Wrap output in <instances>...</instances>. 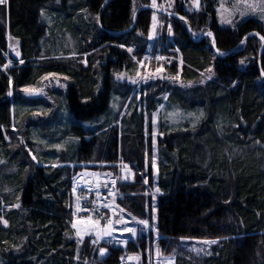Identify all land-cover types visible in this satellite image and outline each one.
<instances>
[{"label": "trees", "instance_id": "16d2710c", "mask_svg": "<svg viewBox=\"0 0 264 264\" xmlns=\"http://www.w3.org/2000/svg\"><path fill=\"white\" fill-rule=\"evenodd\" d=\"M214 1L207 0L206 11L179 9L191 32L186 21L170 17L176 36L167 45L180 56L171 75L196 81L213 68L214 77L187 89L167 84V97L145 107L129 101L135 84L128 78L140 71L134 57L148 52L154 11H139L132 27L135 0L0 3V153L11 168L0 174L5 264H77L78 244L69 236L74 179L82 164L119 158L135 171V181L118 186L124 196L117 204L154 225L164 257L175 264H264V160L242 151L255 143L264 150V23L250 17L223 27ZM207 31L221 54L210 36L200 37ZM10 41L19 44L22 63L7 58ZM51 74L68 78L52 99L9 96ZM154 113L155 184L144 156ZM147 154L151 161L152 151ZM134 228L137 237L124 246L117 240L126 234L117 229L116 241L101 242L107 251L98 264H120L124 254H141L149 263L156 234L140 232L138 223ZM181 238L220 242L212 255L191 258L177 243Z\"/></svg>", "mask_w": 264, "mask_h": 264}, {"label": "rangeland", "instance_id": "374dc122", "mask_svg": "<svg viewBox=\"0 0 264 264\" xmlns=\"http://www.w3.org/2000/svg\"><path fill=\"white\" fill-rule=\"evenodd\" d=\"M5 1V0H4ZM152 4L153 0H135L134 11L136 12L143 7L144 5ZM155 6L162 7L171 11L179 12V9L182 8L187 13H192L196 10V2L194 0H155ZM207 0H201L198 11H206ZM214 6L216 9L217 19L219 24L223 27H232L241 22L242 20L250 17H256L264 23V2L262 0H215ZM147 8H144L145 10ZM134 13V12H133ZM243 13V15H241ZM155 16V20L153 17ZM48 23L50 22V18L46 20ZM52 21V20H51ZM228 21H231L229 23ZM169 27L171 28V32H169ZM175 33L172 27V21L170 17L162 15L158 12H152L151 17V25L150 29L146 35L148 40V52L141 57H134L135 60H138L140 65V71L136 76L129 77V81L135 84L134 91L129 98V101L137 98L139 104L141 106H147L149 100H155L159 97H167L168 91H166L167 84L170 85H178L183 88H192L197 85L205 84L207 81L211 80L214 77L213 68L211 69V79H208L209 72L206 71L203 73L202 77L196 81H184L179 75H171L170 74V66L173 65L174 62H179L180 56L177 54L175 48H167V45L175 38ZM209 36V35H208ZM211 37V36H210ZM63 38V39H62ZM64 37H60L59 40H64ZM61 42V41H59ZM245 44L242 45L244 47ZM57 48V47H56ZM132 51L130 52L133 55L134 47H130ZM59 49V48H58ZM19 50V45L16 42L10 41V45L8 47V52L6 53L7 58H11L10 53H16ZM165 52V53H164ZM163 58V59H158ZM10 60V59H8ZM180 63V62H179ZM10 64V62H9ZM164 80L166 82L164 83ZM133 81H136L135 83ZM203 81V83H201ZM191 82V83H189ZM68 85V78L62 77L59 75L51 74L47 75L42 81L40 85L37 86H24L18 89L10 90L9 95L11 98L15 94H19L24 98H29L31 96L44 98V99H52L51 91L53 90H65ZM25 88H35L41 89L36 94H28L24 91ZM157 113V112H156ZM156 113L150 115L151 120L153 122V132H146L144 139L147 140L149 137V147L145 149L144 156L146 155L145 161L146 165H149L147 168L151 166L154 177V184L157 180L158 175V156H157V137L159 133L156 131ZM14 143H17L16 140H13ZM24 139L20 136L19 139V147L22 144L25 145ZM23 145V146H24ZM22 146V149H23ZM26 149L30 150L29 146H25ZM260 144L255 143L249 148L247 151L242 150L245 154L254 152L257 154L262 160H264V150L260 149ZM252 149V150H251ZM150 150V151H149ZM152 151V160L150 161V157L148 156V152ZM31 157L33 158V153L29 152ZM35 161V159H32ZM83 168L77 172V175L74 179V184L77 179H82L84 182L99 180L103 177L111 178L116 184L115 191V206L117 210L116 213L120 218L116 216V225L114 227V232L119 230L126 234V239L134 240L137 237V232L133 235L130 232L124 231L125 228L135 229L134 226L138 223L140 219L134 217L130 211L126 210L124 207L117 204V197L122 198L124 196L123 193L118 192V186L121 184H128L135 181V171L131 168L130 164L123 161L122 158H119L117 162H106L103 160L97 162H90L86 164H82ZM11 168L6 164V159L3 158V155L0 153V174H6V170L9 171ZM129 175V176H128ZM148 179V178H146ZM158 187L153 185L150 187V192L153 194V200H156V197L159 193ZM18 206V204L16 205ZM119 210V211H118ZM121 213V214H119ZM135 218V219H133ZM72 224H75L76 227H73V233L69 234V236L76 240L78 244V254H77V264H98L99 260L103 258L106 254L107 249L106 245H101L99 241H95V238L98 234V229L95 226H86L83 223L77 222L75 218L72 216ZM139 224V223H138ZM140 226V224H139ZM152 227V228H151ZM140 232H153L156 234V240L153 242V259L155 260L154 264H175L173 263V258L164 257L160 254L158 250V242L157 240L161 235L155 230L154 225H150L148 223V228L142 229L139 228ZM136 231V230H135ZM79 232V235L77 233ZM94 234V235H93ZM211 241H216V243H211ZM156 242V243H155ZM220 242V239H197V238H181L177 240V243L188 251V255L191 258H205L213 254L214 246ZM111 243V242H109ZM103 248L105 253L103 255L100 254V249ZM136 256V255H135ZM134 257V256H132ZM138 257V258H136ZM134 257V259H141V254ZM5 259L2 258L0 253V264H5ZM175 261V260H174ZM152 262V263H153Z\"/></svg>", "mask_w": 264, "mask_h": 264}, {"label": "built area", "instance_id": "2783aa9c", "mask_svg": "<svg viewBox=\"0 0 264 264\" xmlns=\"http://www.w3.org/2000/svg\"><path fill=\"white\" fill-rule=\"evenodd\" d=\"M107 185V187H106ZM115 191L116 184L113 180L106 177V181L101 179L86 182H76L75 185V208L73 216L77 222L84 221L86 226H95L98 230L94 241L112 240L114 238L115 227ZM142 227H146L142 225ZM111 230V236L104 235V232ZM94 235V234H93ZM123 245V243H120ZM152 259L149 263L152 264ZM120 264H145L138 262L132 256L124 254L120 258Z\"/></svg>", "mask_w": 264, "mask_h": 264}, {"label": "water", "instance_id": "95a60500", "mask_svg": "<svg viewBox=\"0 0 264 264\" xmlns=\"http://www.w3.org/2000/svg\"><path fill=\"white\" fill-rule=\"evenodd\" d=\"M200 2L201 0H198V2H196V10L199 8V5H200ZM144 8H147V9H150L152 11H155V12H158V13H161L162 15H166V16H169V17H173V18H177V19H180V20H183V21H186L187 25H188V31L191 32V29H192V26H191V23L190 21L182 14L180 13H177V12H173L171 10H168V9H165V8H162V7H157V6H153L152 4H147V5H144L143 7H141L137 12H136V15H135V21H134V24L132 25V27H134L135 23H136V20H137V15H138V12L143 10ZM131 27V28H132ZM130 28V29H131ZM129 29V30H130ZM208 32H211V31H207L205 33H201L200 34V37L202 36H205V35H208L207 33ZM212 33V40H213V37L215 38L213 32ZM248 37V36H246ZM261 38L263 39L264 41V38L261 36ZM19 45V44H18ZM214 50L217 51V46H216V41H215V45L213 46ZM17 53H19V55H17ZM219 54H221L220 51H218ZM10 56L11 58H13V60L15 61H22L23 60V55H22V52H21V49H20V46H19V50L18 52L16 53H10ZM263 76V75H262ZM82 181V178L79 179V182ZM103 182L106 181V178H104L102 180Z\"/></svg>", "mask_w": 264, "mask_h": 264}, {"label": "snow or ice", "instance_id": "6c2138e0", "mask_svg": "<svg viewBox=\"0 0 264 264\" xmlns=\"http://www.w3.org/2000/svg\"><path fill=\"white\" fill-rule=\"evenodd\" d=\"M194 2H198V0H194ZM262 2H264V0H262ZM0 3H4V0H0ZM153 6H155V0H153ZM241 15H243V13H241ZM153 19L155 20V16L153 17ZM133 21H135V11L133 13ZM228 22L231 23V21H228ZM169 32H171V28L170 27H169ZM207 34L209 36H212V33L211 32H208ZM212 43H213V46H214L215 45V38L214 37H213ZM120 47H123V45H121ZM128 51L131 52L132 49L129 48ZM217 51H219V50H217ZM17 55H19V53H17ZM158 59H163V58H158ZM22 62L23 61H21V63ZM241 63H243V61H241ZM5 67H7V66H5ZM208 72H209L208 79H211V76H212L211 69H209ZM117 75H118L119 78H122L123 77V74H117ZM133 82L135 83L136 81H133ZM189 83H191V82H189ZM201 83H203V81H201ZM24 91L26 93H28V94H36V93H38L39 91H42V90L41 89H35V88H25ZM9 95H11V93H9ZM201 115H203V113H201ZM33 159H35V157H33ZM114 183L115 182L113 181V184ZM106 187H107V185H106ZM157 191H158V189H157ZM133 219H135V218H133ZM138 223L139 224H142L144 226H148V221H146V220L138 221ZM73 227L75 228L76 225L73 224ZM124 231L130 232L133 235H135V229L125 228ZM77 235H79V232L77 233ZM104 235L111 236V230L109 229V230L105 231L104 232ZM94 243H95V241H94ZM211 243H216V241H211ZM99 251H100V254L101 255H103L105 253V250L103 248H101Z\"/></svg>", "mask_w": 264, "mask_h": 264}, {"label": "crops", "instance_id": "0c3cea01", "mask_svg": "<svg viewBox=\"0 0 264 264\" xmlns=\"http://www.w3.org/2000/svg\"><path fill=\"white\" fill-rule=\"evenodd\" d=\"M121 241H123V242H128V239H126V238H123V239H121Z\"/></svg>", "mask_w": 264, "mask_h": 264}, {"label": "bare ground", "instance_id": "6f19581e", "mask_svg": "<svg viewBox=\"0 0 264 264\" xmlns=\"http://www.w3.org/2000/svg\"><path fill=\"white\" fill-rule=\"evenodd\" d=\"M128 176H129V175H128ZM81 221H82V223H84V221L86 222V221H90V220H87L86 218H84V219H82Z\"/></svg>", "mask_w": 264, "mask_h": 264}]
</instances>
